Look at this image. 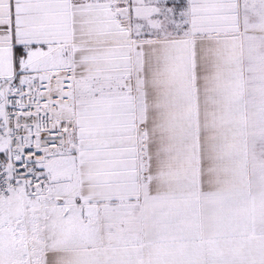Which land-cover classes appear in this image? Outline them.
Wrapping results in <instances>:
<instances>
[{
	"label": "snow or ice",
	"instance_id": "1",
	"mask_svg": "<svg viewBox=\"0 0 264 264\" xmlns=\"http://www.w3.org/2000/svg\"><path fill=\"white\" fill-rule=\"evenodd\" d=\"M249 115L264 0H0V264H264Z\"/></svg>",
	"mask_w": 264,
	"mask_h": 264
},
{
	"label": "crops",
	"instance_id": "2",
	"mask_svg": "<svg viewBox=\"0 0 264 264\" xmlns=\"http://www.w3.org/2000/svg\"><path fill=\"white\" fill-rule=\"evenodd\" d=\"M245 95L250 103L251 97L254 95V89H252L251 87H247L245 89ZM245 124L247 136V165L250 178L249 192L253 197H255L257 195L258 189L256 172L258 173L261 164L264 163V160L261 159L259 149L256 146V130L251 115L248 116L245 121ZM202 211L204 210L202 209Z\"/></svg>",
	"mask_w": 264,
	"mask_h": 264
},
{
	"label": "rangeland",
	"instance_id": "3",
	"mask_svg": "<svg viewBox=\"0 0 264 264\" xmlns=\"http://www.w3.org/2000/svg\"><path fill=\"white\" fill-rule=\"evenodd\" d=\"M257 171V170H256ZM259 171H260V168H259ZM259 171H258V173L256 172V180H257V182H258V189H257V194L261 191V184H260V180H259Z\"/></svg>",
	"mask_w": 264,
	"mask_h": 264
}]
</instances>
